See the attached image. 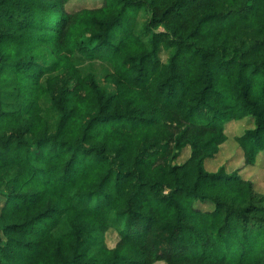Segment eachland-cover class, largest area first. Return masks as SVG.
Instances as JSON below:
<instances>
[{
  "label": "trees",
  "instance_id": "1",
  "mask_svg": "<svg viewBox=\"0 0 264 264\" xmlns=\"http://www.w3.org/2000/svg\"><path fill=\"white\" fill-rule=\"evenodd\" d=\"M69 2L0 0V264H264V0Z\"/></svg>",
  "mask_w": 264,
  "mask_h": 264
},
{
  "label": "rangeland",
  "instance_id": "2",
  "mask_svg": "<svg viewBox=\"0 0 264 264\" xmlns=\"http://www.w3.org/2000/svg\"><path fill=\"white\" fill-rule=\"evenodd\" d=\"M100 4V0H70L68 3L69 9H78L82 7H93ZM143 12H140L138 18V25L142 21ZM161 58L164 60L166 53L162 51L160 53ZM79 66L83 70H91L96 74L99 83L106 87L107 90H112V86L104 80L106 72L110 71V66L101 61L80 59ZM251 119L244 118L239 121H229L226 124V130L231 135L220 146L219 151L213 158H209L205 161L206 168L209 170H216L219 166H224L226 171L238 170L239 173L246 179L253 182L257 191L264 193V178H263V165H264V151L259 154L256 164L244 165L242 151L233 139V135L240 134L243 129L251 127ZM189 155V149L185 148L181 155H179L177 161H184ZM1 206V203H0ZM204 208L209 206L208 203H202ZM63 225L61 223L59 227ZM61 228L58 229L59 232ZM117 240L116 233L113 230H109L105 233V242L109 247H112ZM155 264H164L163 261L156 262Z\"/></svg>",
  "mask_w": 264,
  "mask_h": 264
}]
</instances>
